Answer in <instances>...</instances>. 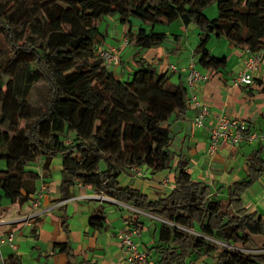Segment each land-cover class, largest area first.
<instances>
[{"label":"trees","instance_id":"16d2710c","mask_svg":"<svg viewBox=\"0 0 264 264\" xmlns=\"http://www.w3.org/2000/svg\"><path fill=\"white\" fill-rule=\"evenodd\" d=\"M212 1L0 0V207L2 199L29 202L38 180L50 177L52 158L60 155V200L79 182L165 221H156L157 239L149 248L158 264H193L208 255L211 264H264L262 253L246 254L205 238L256 246L253 236L264 235V220L247 212L241 196L264 171V160L259 152L250 157L248 175L227 188L224 207L208 185L191 178L187 158L172 147L170 123L187 109L185 82L157 72L140 55L166 39L156 25L176 20L198 29L192 56L211 72L226 66V57L207 49L212 36L241 50L263 46L264 0H217V17L209 19L204 9ZM112 14L129 25L125 36L137 50V65L124 81L97 55L103 41L97 21ZM131 18L138 21L135 32ZM40 82L45 91L33 105L29 97ZM174 162V187L156 200L119 182L131 167L145 166L154 174L172 169ZM105 223L103 209L89 218L93 229ZM57 251L65 253L66 264H82L68 243ZM7 261L20 264L14 254Z\"/></svg>","mask_w":264,"mask_h":264},{"label":"crops","instance_id":"0c3cea01","mask_svg":"<svg viewBox=\"0 0 264 264\" xmlns=\"http://www.w3.org/2000/svg\"><path fill=\"white\" fill-rule=\"evenodd\" d=\"M204 13L206 14V10ZM171 24L161 25L156 29L166 33L167 37L163 43L142 50L140 55L157 72H167L173 81L185 82L186 64L193 55L198 32L194 30L196 27L190 28V25L184 27L180 21L174 28ZM170 35L172 36L168 37ZM100 44L104 48L114 47L118 50L121 62L115 69L117 73L114 74L121 81L129 79L137 65L133 61V55L137 50L127 42L125 34L118 44L105 45L103 41ZM207 49L212 55L226 57V66L222 70L211 72L210 69L196 64L197 69L210 72L206 82L196 84L192 89L198 99L208 106L209 114L203 127H195L193 124L195 106L187 102L184 117L170 123L172 147L187 158L186 170L191 178L208 185L210 193L217 194L226 207L228 204L226 190L231 184L248 175L250 157L259 152L264 160V142L258 138L240 141L234 145L226 142L218 151L210 154L207 151L209 133L216 123V116L225 115L227 118L243 121L250 132L258 136L264 135V58L251 84L235 85L232 82L233 78L242 69L244 60V53L240 47L234 46L224 37L212 36L207 43ZM130 63L135 66L129 65ZM126 64L127 67L124 66ZM170 66H175L176 70H171ZM174 165L175 162L172 169L154 174H150L147 167L141 166L139 169L143 176H135L133 172L129 175L123 174L119 177V182L140 190L149 200H156L169 194L174 187ZM49 171L50 177L43 179L47 190L43 192L37 208L40 213L30 223L15 222L16 218L29 210L28 202L23 205L8 202L7 205L0 207V236L6 237L7 233L13 232L12 243L15 247L12 249L7 242L0 245V257L4 264H8L7 259L12 254L18 258L20 264H66L65 253L57 251L65 243L69 244L78 263L125 264L117 233L122 227V217L133 213L115 203L94 198L95 191L77 184L70 188V197L60 200L59 185L62 178L60 155L52 158ZM43 181L39 179L37 187ZM241 198L248 213L260 216L264 220V171L243 192ZM99 209L105 211L106 223L100 229H93L89 226V218ZM133 217L137 218L141 226L140 235L136 239L139 250L146 253L150 264H158L156 255L152 251L149 252V248L157 239L156 221L159 220L152 218L143 210ZM253 240L256 247L263 246L264 235L253 236ZM212 262L214 258L208 255L196 259L193 264Z\"/></svg>","mask_w":264,"mask_h":264},{"label":"built area","instance_id":"2783aa9c","mask_svg":"<svg viewBox=\"0 0 264 264\" xmlns=\"http://www.w3.org/2000/svg\"><path fill=\"white\" fill-rule=\"evenodd\" d=\"M242 51L244 53L243 67L233 78L232 82L235 85H249L253 82V76L256 72H258L261 61L264 58V42L263 46L257 51L252 52L249 48H245ZM97 55L104 67L108 70L113 71V69L120 64V56L118 50L114 47L104 48L102 45H98ZM196 64V59L191 56L186 64L187 72L185 75V87L187 89V102L195 106L193 124L195 127L200 128L203 127L205 119L209 114V108L205 103L198 99L196 94L193 93L192 89L196 84L206 82L209 78L210 72H208L207 70L201 71L197 69ZM170 69L175 71L176 67L170 66ZM246 131H248V127L243 121L235 118H227L225 115H217L216 123L211 128L209 133V142L207 147L208 153L214 154L216 151H218L220 146L226 142L234 145L239 143L240 141H252L257 138L264 142V135L258 136L257 134L252 132L245 134ZM65 141L66 143H69L70 139L67 138ZM130 170L135 174V176H143V172L137 167H131ZM76 184L81 186L79 182ZM46 190V184L41 183L32 199L28 202L29 210L16 218L15 222L30 223L36 218V216L40 213L37 211L40 199L43 195V192H45ZM94 198L104 202L115 203L130 213L138 214L142 212V210L121 203L100 193H96ZM133 216L125 215L122 217V227L117 233V239L121 246L125 264H150L147 259L146 253L139 250L137 246L136 239L140 235L141 226L139 225L137 218H134ZM149 216L158 219L159 221L165 222L163 219L156 218L150 214ZM185 230L189 231L190 233L199 235L197 232H194L192 230ZM13 235V232H9L7 233L6 237L0 236V245L4 242H7L12 249H15L14 244L12 243ZM205 238L218 246H224L229 249L237 250L246 254H264V246L246 248L240 245H228L210 237Z\"/></svg>","mask_w":264,"mask_h":264},{"label":"rangeland","instance_id":"374dc122","mask_svg":"<svg viewBox=\"0 0 264 264\" xmlns=\"http://www.w3.org/2000/svg\"><path fill=\"white\" fill-rule=\"evenodd\" d=\"M206 10V16L209 19H213L215 17H217V0H213L211 3H209L208 6L205 7ZM177 22H179L178 20L174 21L171 26L174 28V26H176L175 24H177ZM137 19L136 18H131V29L132 30H136V26H137ZM97 25L99 28V31L101 32L102 36H103V43L105 45L108 44H118L121 42L124 34H126L125 32L127 31L129 25L128 24H121L118 19H117V15L112 14L109 16H104L102 17L99 21H97ZM161 25H156V29H158ZM195 25L191 24L190 28H194ZM171 27V28H172ZM195 32L197 33L198 30L194 29ZM197 30V31H196ZM172 35L168 36L171 37ZM197 38V35H196ZM197 41V40H196ZM195 41V43H196ZM192 44V43H191ZM194 45V44H193ZM3 49L0 52V60L3 57ZM129 65L135 66L133 63H130ZM125 67H127V64L124 65ZM136 67V66H135ZM116 67L113 69V73H117V70H115ZM133 69V68H132ZM116 76V75H115ZM44 83L40 82L37 83L35 85V87L32 89L29 100L30 103L33 105H38V103L41 101L39 94H41L42 92H44ZM23 125V124H22ZM4 166L3 162H0V168ZM8 202L6 199H2V203L1 206H5L7 205ZM218 238V237H217ZM219 239V238H218ZM255 243V242H254ZM256 245V243L254 244V246ZM256 247V246H255ZM253 247V248H255Z\"/></svg>","mask_w":264,"mask_h":264}]
</instances>
